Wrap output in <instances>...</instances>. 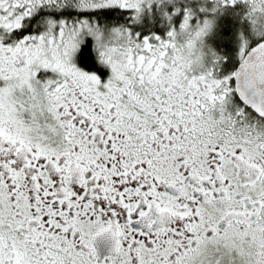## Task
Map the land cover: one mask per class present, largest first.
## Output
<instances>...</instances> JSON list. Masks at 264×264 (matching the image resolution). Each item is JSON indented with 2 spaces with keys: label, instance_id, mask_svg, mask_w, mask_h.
Segmentation results:
<instances>
[{
  "label": "snow or ice",
  "instance_id": "1",
  "mask_svg": "<svg viewBox=\"0 0 264 264\" xmlns=\"http://www.w3.org/2000/svg\"><path fill=\"white\" fill-rule=\"evenodd\" d=\"M0 264H264V0H0Z\"/></svg>",
  "mask_w": 264,
  "mask_h": 264
}]
</instances>
